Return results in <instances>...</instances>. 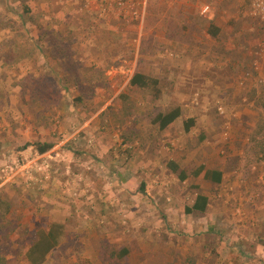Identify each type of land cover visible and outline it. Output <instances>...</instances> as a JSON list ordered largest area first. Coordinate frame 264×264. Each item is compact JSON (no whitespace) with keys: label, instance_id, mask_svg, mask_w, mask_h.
<instances>
[{"label":"rangeland","instance_id":"obj_1","mask_svg":"<svg viewBox=\"0 0 264 264\" xmlns=\"http://www.w3.org/2000/svg\"><path fill=\"white\" fill-rule=\"evenodd\" d=\"M217 1L221 55L204 42L197 56H170L167 42L147 39V22L152 28L164 0H82L76 6L83 12L66 20L84 33L66 35L64 58L50 61L35 52L13 65L0 62V210L9 232L6 240L0 237V264H29L36 233L52 225L63 233L42 264H109L103 259L123 247L129 251L123 264H264L263 254L240 244L233 226L246 218L254 189L264 192V21L252 14L250 0ZM42 2L0 0V44L35 46L27 37L48 31ZM24 6L30 11L22 18ZM89 13L93 22L83 17ZM50 14L56 19L60 11ZM29 17L41 28L22 26ZM103 21L110 29H98L95 39L106 34L94 47L86 37L89 24ZM58 23L50 34L72 27ZM134 73L157 80L160 95L129 86ZM35 91L50 104L36 102ZM175 106L183 118L167 134L156 131L151 119ZM187 118L196 121L185 133ZM38 142L53 147L41 155L23 149ZM173 155L177 172L170 170L177 161L166 159ZM223 163L245 205L235 197L222 202L216 185L193 175ZM181 171L186 181L178 179ZM146 178L151 182L145 185ZM206 194L205 212L187 214L197 195ZM223 205L229 216L221 215ZM261 245L264 250V240Z\"/></svg>","mask_w":264,"mask_h":264},{"label":"crops","instance_id":"obj_2","mask_svg":"<svg viewBox=\"0 0 264 264\" xmlns=\"http://www.w3.org/2000/svg\"><path fill=\"white\" fill-rule=\"evenodd\" d=\"M77 1L82 2V0H43V2L40 4L39 11L41 12L42 18H44L43 22H45V24H46L45 28L48 29V31H46V32L40 31V33H37L35 31L34 36H33V33H31L30 37L34 38L35 40H38L39 37H43V39H46L48 34H50L51 31L53 32V30H52L53 29L52 28L53 22H54L55 26H56V24L57 25L59 24L58 21H62V23L59 26H65L66 23H67V25H72V24H68V23H74L72 19L66 20L67 18H70L69 14L73 13V12L74 13L75 12H78V13L83 12V10L79 11V10H81V6L83 7V5L79 3L76 6ZM201 1L202 0H196L195 2L193 1L194 3H191V1H189V3H187L185 0H179L178 2H177V0H170V2L168 0H164V4H163L161 10L158 12H155L154 16L152 17L151 23H152L153 27L149 29V23H148L149 21L147 22L148 30H149V33L146 34V36L148 37L147 39H152L154 42L159 43V44H164L165 42H167L166 45H168V48L170 49V51H169L170 56L176 55V54H182V56L183 55L197 56V55L205 52L203 49L204 42H205V48L210 46L211 48H209V50H216V52H213V53H215L217 55H221L224 48L219 47V45L215 43V41L219 40L224 44V39L219 38L220 33L222 31V24H221L222 19L219 18V17H221L220 14L217 12L219 10H216L217 8H219V2L217 1L215 3L214 0H210V1L209 0H203V4H202ZM245 2L248 5L247 0H245ZM209 3L211 4V7L209 6L210 5ZM53 4H55V5H53ZM28 6H30V5H28ZM53 6H56V8H54ZM205 6L209 7V11L206 15H202L201 10ZM221 9L222 8H220V10ZM54 10L56 12L60 11V14L58 15V17L60 18L59 20L57 19L58 17H56V19H55L54 17L51 16L50 12L56 14V12ZM233 10L239 11V9H233ZM236 14H237L236 12L232 14V16H234L233 17L234 19L232 18V20H230L231 21L230 25L232 23H234V20H236L235 19ZM83 17H86L90 21L93 22V19H92V16L90 13L85 14ZM52 19L54 21H52ZM56 21H57V23H56ZM79 24H81V23H79ZM89 25H90V28L92 31L89 32L90 34H87L86 37H87V39H91L90 41L92 42V45L94 47H98L99 45L98 44L96 45L93 42L97 39H100L101 37L104 39L105 34H106V33H102L101 37L95 39V37L99 34V33L97 34V32L99 31L98 29L105 30V29H110V27L107 23L105 24L104 21L102 23H96L95 25H92V24H89ZM55 26H54V29H56ZM78 29H79V27L75 23V25H72V27H70L68 30H65V29L62 30L61 29L60 31L54 32L56 35L53 33L52 36L56 37V36L60 35L62 38H65L69 32H70V36H72V37L77 35V34L84 33ZM109 31H107V32H109ZM213 32L216 34V36H212ZM107 35H109V34H107ZM146 36H144V38ZM57 38L58 37H56V39ZM106 40L108 42L106 44H104V46L110 47L112 38L106 39ZM243 40H245V39H243ZM196 42H198L200 46L197 48L195 47V49H193V45ZM244 42H242L243 45H245ZM42 44H43V42H41V45ZM41 45H40V48L43 51V55H45V56L47 54L49 55L50 49L46 45L45 46H41ZM246 45H248V43H246ZM230 49H234V47L230 46ZM233 53H235L237 55H242V51H237V52L234 51ZM43 55H41V56L43 57ZM44 66H46L45 61H44ZM200 68H204V67H200ZM144 75H146V74H144ZM182 118H183V111L181 110V115L176 120V122L174 124L176 125L177 122ZM188 119H193L194 125L190 128L189 131H185L184 130V124ZM195 121H196V119H194V118L185 119L183 122V131L185 133L190 132L192 130V128L195 126ZM168 129L160 131L156 127L155 130L162 133V134L163 133L167 134ZM234 153H236V151H234ZM166 159L171 161V162L177 161V163H174V164L177 165L178 167H180V165H179L180 161L178 160V158H175L174 155L172 157L168 156V158H166ZM175 165H173V167ZM223 169H224V163H223L222 169H210V168L200 167L196 171V172H198V174L195 176V173H196L195 172V173H193V175L195 176V178H199V179H201V181H205V183H207L209 185L210 184L216 185L217 193H219L218 196L220 195V197H221L220 200L222 199V202L224 201L225 203H227V200H229V198L235 197V200L238 201L240 203V205L243 204L246 201H245V199H243V195H242L243 193L239 192V187L237 184L238 182H236V183L233 181L231 182L230 176L227 175L226 171ZM211 170H216V171H219L222 173V178H221V181L219 182V184L211 183L210 181H206L204 179V173L207 171H211ZM134 174H137L136 168H134ZM186 176H187V174H186ZM128 177H130V174L128 175ZM125 179H126V177H125ZM187 179H188V176H187ZM148 182H151V180L146 178V179H144L143 184L146 185ZM253 188H255V186H253ZM220 192H221V194H220ZM254 193H255V197L250 198V199H252V205H250L251 203L249 205H247L248 211H246V212L243 211L244 214H242L241 213L242 209H240V208L238 209V212L240 214L246 216V218L243 219V217H242V219H238L237 220L238 223H233V226H234L235 232L238 233V235H239L238 238L240 239V244H250L252 246V249L253 248L256 249V251H255L256 254H263L264 255V250L258 249V247H262L261 241L264 240V192L259 193L258 189H254ZM202 196L207 198V204L205 206V210H206L210 196L207 194L202 195ZM243 205H245V204H243ZM205 210L203 212H205ZM222 211H223V214L221 213V215L223 217L227 216V215L229 216V214L225 210V205H223ZM203 212H201V214ZM232 217H233V221L236 222V218H234L235 217L234 213L232 214ZM222 220H223V223H222V226H223V225H225V222H229V217L223 218ZM243 223H245L247 225H245ZM247 231H248V233H247Z\"/></svg>","mask_w":264,"mask_h":264},{"label":"trees","instance_id":"obj_3","mask_svg":"<svg viewBox=\"0 0 264 264\" xmlns=\"http://www.w3.org/2000/svg\"><path fill=\"white\" fill-rule=\"evenodd\" d=\"M29 11H30L29 7L24 6L21 13L22 18L24 17V15L26 16L27 14H29ZM29 18L30 19H24V21L22 22V26L25 27L29 22H32V28H31L32 30L35 29L36 27L41 28V23H37V22L33 23L34 21L33 19H31L32 17ZM1 28L2 27H0V30ZM30 36L31 34L27 38H31ZM212 36H216V34L213 32ZM18 37H23V35L18 34ZM57 37L58 39L65 40V42H59L58 39H56V37L52 36V34H48L46 39H43V37H39V39L36 40L35 46L30 45L26 40H23L22 41L23 43L21 44H17L14 41L12 42L5 41L0 44V62H2L5 65H9V64L13 65L28 57L33 56L35 52H37V54L43 55V51L41 50L40 45L41 42L44 41H46L47 47L50 49L49 55L48 54L46 56L44 55L46 59H49L50 61L51 60L59 61L66 56L62 44H66L67 39L61 38L59 36ZM10 47H13L14 49L13 48L11 49ZM129 86L136 87L141 90L152 89L154 90V96L156 98L161 93L160 89L158 88V81L151 78L150 76L144 75L143 73H134L129 81ZM45 96L46 95L40 93L39 91H35L33 93V99L36 100V102L39 101L41 105H45V103L50 104V102L44 98ZM180 115H181V109L179 107L177 106L170 107L164 111L162 110L158 111L155 114V116L151 119L150 123L151 125L156 126L160 131L166 130L176 122V120L180 117ZM193 125H194V120L188 119L184 124V130L189 131ZM263 129L264 126L262 127V130ZM29 147H32L36 153L41 155L48 152L53 147V144L39 143V142L26 143L23 146V149H27ZM170 170L173 172H177L178 168L176 165L174 167L170 166ZM197 174L198 172L195 173V176ZM221 178H222V173L216 170H211L204 173V179L206 181H210L211 183L219 184ZM178 179L183 182L187 179V176L183 171H181L178 175ZM140 190H142V188ZM206 204H207V198L202 195H197L193 205L186 209V213L191 214L194 211L201 213L205 210ZM0 209H1V204H0ZM5 223L6 221L3 218V214L0 210V237L2 238V240H6L9 235V232L5 231ZM62 233H63L62 227L59 225H52L50 229H48L47 231H38L35 235V241L32 243V245L29 247L26 253V259L29 262V264H42L47 258V256L51 253V251L57 246L58 237ZM128 253L129 251L125 247L117 251L113 250L110 252L109 255L110 259H103V261L109 264H123Z\"/></svg>","mask_w":264,"mask_h":264},{"label":"built area","instance_id":"obj_4","mask_svg":"<svg viewBox=\"0 0 264 264\" xmlns=\"http://www.w3.org/2000/svg\"><path fill=\"white\" fill-rule=\"evenodd\" d=\"M119 5H123L124 0H118ZM251 8H252V14L260 19L261 21H264V0H250ZM209 10V7L205 6L202 10V14H206Z\"/></svg>","mask_w":264,"mask_h":264}]
</instances>
